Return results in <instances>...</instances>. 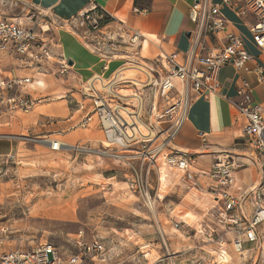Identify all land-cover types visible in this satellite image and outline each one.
Segmentation results:
<instances>
[{
  "label": "built area",
  "instance_id": "2783aa9c",
  "mask_svg": "<svg viewBox=\"0 0 264 264\" xmlns=\"http://www.w3.org/2000/svg\"><path fill=\"white\" fill-rule=\"evenodd\" d=\"M222 4L229 5L231 0H195L189 13L194 23L190 48L183 54L175 52L161 55L155 59V65L144 61L142 63L138 59V52L147 38L145 34L129 28L124 20L97 3L91 4L90 8L71 19V22L83 30L81 36L87 47L107 62L115 59L120 49L130 52V56L122 57L123 63L110 78L94 75L87 81L82 94L83 98L90 100L92 110L81 119L79 125L85 128L92 122H97L108 142L104 145L107 150L100 153L123 162L132 170V187L140 190L149 208L156 205V198L151 191V175L155 168L159 171L160 180L167 170H171L180 174V179L188 185L196 184L198 172L192 169L193 154L173 145L187 119L192 99L209 96L219 90V75L224 66L232 65L240 70L252 59L244 39L232 31L225 32L227 21L221 12ZM235 8L241 15L251 13L255 16L256 22L251 28L252 40L257 47L264 49V0H239V5H235ZM222 32L225 33L221 46H207L206 37L209 34L218 37ZM9 48L18 54L38 58L42 51L45 52L33 27L21 26L0 18V51ZM128 68L133 69L135 76L132 78L122 74ZM62 70H68L67 62L62 63ZM255 71L259 81L264 82V69L257 67ZM31 81L30 77H7L0 72V90L17 93L20 89L26 90ZM177 83L180 85L178 99L163 108L165 103L170 102V94L176 89ZM122 89H130V92L122 93ZM237 94L242 100L236 107L245 120L242 137L264 170L262 106L254 103L250 86L245 79ZM146 99L149 101L147 110ZM7 101L11 109L24 112L32 110L37 103L25 93L13 95ZM146 111L148 120L144 118ZM155 120L163 121L164 126L156 125ZM22 139L47 142L55 151L68 146L47 137L39 139L27 135ZM7 159L13 160L14 157L6 156ZM134 161H140V167ZM244 164L230 155L218 156L210 170L205 172L212 178V190L219 191L221 208L218 219L234 229L235 238L232 243L239 254L245 252L246 239L259 246L257 228L264 223V180L238 196L219 189L230 186L234 180V171ZM248 202L252 206L250 217L246 207ZM180 225V222L175 224L177 228ZM1 231L5 233L7 228H2ZM4 241L0 237V244ZM78 245L81 253H73L67 257H63L52 242L28 251L10 250L0 254V264H87V256L93 260H105L106 245L102 240L82 241L78 238ZM253 264L264 263L258 259Z\"/></svg>",
  "mask_w": 264,
  "mask_h": 264
},
{
  "label": "rangeland",
  "instance_id": "374dc122",
  "mask_svg": "<svg viewBox=\"0 0 264 264\" xmlns=\"http://www.w3.org/2000/svg\"><path fill=\"white\" fill-rule=\"evenodd\" d=\"M24 13L27 12L13 4L0 3L3 18H16ZM40 18L42 15L30 10L24 19L35 27L40 24ZM41 25L47 26L46 22ZM58 30L52 28L51 69L45 76H38L43 87H36V93L44 103L51 102L60 111L45 112L39 106L34 110L45 113L42 122L53 129V135L48 138L83 148L65 146L56 152L51 150L48 157V149L38 146L39 158L35 160L1 164L0 225L7 224L13 230L9 244L30 248L48 240L67 255L81 253L78 238L99 239L111 251L113 259L97 264H252L251 257L255 254L236 252L232 237L216 225L218 220L210 211L212 196L207 191L189 189L171 170L168 177L162 176L160 186L155 168L151 175L155 213L146 205L140 190L132 187L130 168L100 153L107 150L102 132L91 128L71 130L67 119L72 115L75 120L82 116L81 111H75L87 81L80 80L82 72L76 67L63 71L59 65L67 56L62 48L64 36ZM75 38L91 52L82 38ZM73 53L69 51L68 55ZM15 68L12 60L0 59V72ZM132 70L129 68L122 74L131 78L135 76ZM30 113L19 114L22 122L37 126L28 119ZM27 135L45 137L32 129L17 137L23 140ZM23 148L27 153L25 145ZM186 212L193 216L186 220ZM177 222H181L179 228L175 226ZM258 230V258L264 263V226Z\"/></svg>",
  "mask_w": 264,
  "mask_h": 264
},
{
  "label": "crops",
  "instance_id": "0c3cea01",
  "mask_svg": "<svg viewBox=\"0 0 264 264\" xmlns=\"http://www.w3.org/2000/svg\"><path fill=\"white\" fill-rule=\"evenodd\" d=\"M217 2L220 0H216ZM10 3L15 7L21 8L24 16L7 19L25 27H33L38 35V40L43 43L45 52H41V57L32 55H21L15 52L12 48L5 51H0V59H10L16 66L14 70L1 71L7 77L24 78L30 77L31 83L27 89H20L17 93L0 90V166L9 162L21 163L24 160L31 161L39 158L38 146L48 149V157H51V147L47 142L20 140L16 137L18 134H23L25 131L32 129V132H37L39 136L48 138L53 135V129L42 122L45 112H59L60 108L53 106L51 102L44 103L38 93L36 87H43V80L39 81L38 76H45L51 69L53 59V51L51 49L52 28L59 29L58 31L64 36L62 44L65 55L67 56L62 63L67 62L68 67H76L80 72V80L88 81L94 75H100L104 78H110L114 72L123 63L122 57L130 56V52L125 49H120L115 59L108 61L103 59L99 54L91 52L83 48L81 43L75 36L82 38V29L75 23L71 22L80 12L90 8L91 4L97 3L106 11L124 20L127 26L134 30H139L145 34L146 41L139 50V57L151 65H155V59L161 55L179 52L185 53L191 45V31L194 28V23L189 17L190 7L195 0H0V3ZM239 5V0H231V4H222L221 12L227 21L226 31H232L240 35L244 41L247 50L252 56V59L240 70L232 65L224 66L220 71V88L209 96H201L193 98L189 107L188 116L181 130L175 137L173 145L192 152L194 161L192 169L198 172L195 185H188L189 189L197 191H207L212 196L210 211L211 215L218 220V228L230 235L232 242L235 238V231L228 224L222 223L218 219V212L221 204L218 200V192L212 190V178L205 172H208L211 165L218 156L230 155L238 158L245 164L236 168L234 171L233 183L228 187L220 188V191H228L232 195L238 196L247 188L260 183L264 180V170L260 163L253 157L251 148L246 144L242 137V130L245 124L243 116L239 113L236 104L242 98L238 96L237 91L243 79H245L251 90V95L254 103L262 106L264 114V82H260L256 73V68L264 69V49L257 47L252 40L251 28L256 22L253 14L247 13L241 15L235 8ZM138 9L139 11H135ZM33 10L35 15H42L40 24L35 25L26 21L25 16ZM0 18H3L0 16ZM6 19V18H5ZM41 22H46V27L41 25ZM39 23V22H38ZM217 35L209 34L206 37V44L209 47L221 46L224 43V33ZM71 33V34H70ZM83 39V38H82ZM74 52L68 55V52ZM69 70V69H68ZM75 74V71H73ZM77 73V72H76ZM76 77V75H75ZM37 92V93H36ZM122 93H129L130 89H122ZM180 85L176 84V89L170 94V102L165 103L163 108L168 107L172 102L179 97ZM27 94L37 101L32 110L24 112L23 110H13L7 101L11 96H19ZM79 101V107L75 112H82L79 119L74 118V115L67 119L71 130L77 128L88 130L89 128L102 132L97 122H92L87 127L79 125L81 119L92 110V104L89 99L83 98ZM147 100V99H146ZM44 103V104H43ZM149 101L146 102V109L149 107ZM164 104L163 100H160ZM37 106L42 108L41 111L34 110ZM31 112V113H30ZM30 113L28 119L34 121V124H25L19 114ZM145 120H148V112H145ZM39 123V124H38ZM158 126H164V122H156ZM92 124L94 127L92 128ZM17 132V134L13 133ZM103 133V132H102ZM48 146H47V145ZM23 145L27 150L25 153ZM62 150V149H61ZM53 151V150H52ZM56 152V151H54ZM6 156H13V160H6ZM21 161V162H20ZM137 167H140V161H134ZM147 165V164H145ZM159 172V171H158ZM180 179V174L171 171ZM131 174L133 172L131 170ZM169 175L168 170L165 175ZM160 176V175H159ZM133 177V176H132ZM162 178V177H161ZM162 181L160 180V186ZM159 186V190H161ZM153 190V186L151 185ZM251 216L252 206L250 202L246 205ZM209 211V212H210ZM181 223V222H180ZM264 223L260 224L257 232L260 238L259 230ZM2 228H7L3 233ZM13 230L7 224L0 225V237L4 238V243L0 244V254L10 250L28 251L38 247L41 244L51 241L40 242L36 246L22 248L9 244L10 236ZM245 252L251 255L255 254L252 264L259 258V246L249 242L247 239L244 244ZM110 250L106 247L105 260H93L89 256L86 257L87 264L104 263L112 260ZM245 252L243 255H245ZM73 254V253H70ZM70 254L61 255L67 257ZM90 262V263H89Z\"/></svg>",
  "mask_w": 264,
  "mask_h": 264
},
{
  "label": "bare ground",
  "instance_id": "6f19581e",
  "mask_svg": "<svg viewBox=\"0 0 264 264\" xmlns=\"http://www.w3.org/2000/svg\"><path fill=\"white\" fill-rule=\"evenodd\" d=\"M129 69V68H128ZM131 69V68H130ZM132 78V77H131ZM141 125H142V123H140ZM74 135L75 136H81V135H83V133H74ZM52 140V139H51ZM52 141H60L62 144H64V145H67L66 143L67 142H64V141H61V140H57V139H53ZM69 142H70V139H69ZM104 142V144L106 143V144H108V142L106 141V139H105V141H103ZM69 144V143H68ZM47 145V144H46ZM48 146V145H47ZM70 146H72V147H75V149L77 148V149H81V148H83V147H81V146H75L74 144L73 145H71L70 144ZM64 148H66V147H64ZM61 149H63V147H61ZM60 149V150H61ZM162 179H164V177H162ZM152 209H153V211L156 213V207H152ZM61 214V213H60ZM183 214V213H182ZM191 216H193V214L192 213H190V212H186L185 213V215H184V217L186 218V220L187 219H189L188 217H191ZM166 243V242H165Z\"/></svg>",
  "mask_w": 264,
  "mask_h": 264
}]
</instances>
